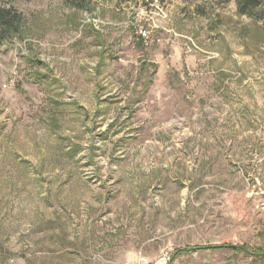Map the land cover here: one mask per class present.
I'll list each match as a JSON object with an SVG mask.
<instances>
[{
  "label": "rangeland",
  "instance_id": "1",
  "mask_svg": "<svg viewBox=\"0 0 264 264\" xmlns=\"http://www.w3.org/2000/svg\"><path fill=\"white\" fill-rule=\"evenodd\" d=\"M6 2L23 23L0 45V264H264V20ZM211 245L244 250L179 251Z\"/></svg>",
  "mask_w": 264,
  "mask_h": 264
},
{
  "label": "trees",
  "instance_id": "2",
  "mask_svg": "<svg viewBox=\"0 0 264 264\" xmlns=\"http://www.w3.org/2000/svg\"><path fill=\"white\" fill-rule=\"evenodd\" d=\"M67 5L75 8L84 6L86 0H63ZM226 2L234 1L236 12L239 15L246 16L255 21L264 20V0H225ZM23 15L10 2L0 0V45L12 37L18 35L21 31ZM228 247L226 245L211 246H192L179 249L180 252H190L202 248L220 249ZM233 250H244L243 248L228 247ZM256 255L255 253H253Z\"/></svg>",
  "mask_w": 264,
  "mask_h": 264
},
{
  "label": "built area",
  "instance_id": "3",
  "mask_svg": "<svg viewBox=\"0 0 264 264\" xmlns=\"http://www.w3.org/2000/svg\"><path fill=\"white\" fill-rule=\"evenodd\" d=\"M137 34H138L139 38L143 41V43L147 44L150 41V37H149L148 33H145V31H143L141 28L139 30H137ZM14 84H15L14 77H11L3 84V87L4 88H10V87L14 86Z\"/></svg>",
  "mask_w": 264,
  "mask_h": 264
},
{
  "label": "water",
  "instance_id": "4",
  "mask_svg": "<svg viewBox=\"0 0 264 264\" xmlns=\"http://www.w3.org/2000/svg\"><path fill=\"white\" fill-rule=\"evenodd\" d=\"M228 247H232L233 245H227Z\"/></svg>",
  "mask_w": 264,
  "mask_h": 264
}]
</instances>
